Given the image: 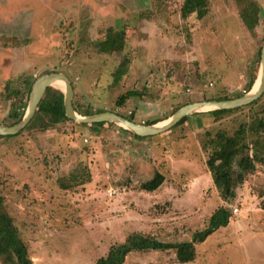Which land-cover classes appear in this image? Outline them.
Listing matches in <instances>:
<instances>
[{
  "label": "rangeland",
  "instance_id": "obj_1",
  "mask_svg": "<svg viewBox=\"0 0 264 264\" xmlns=\"http://www.w3.org/2000/svg\"><path fill=\"white\" fill-rule=\"evenodd\" d=\"M182 1L0 0V93L7 94V84L21 92L7 101L1 96L0 125L21 112L23 81L49 72L69 78L73 101L83 108L132 113L144 124L169 117L186 102L244 95L259 68L264 0H254L260 19L251 32L236 0H209L201 20L182 19ZM107 28L125 32L121 52L97 51ZM118 70L123 74L115 82ZM130 90L144 93L117 108V97ZM193 116L143 140L113 124L94 132L67 121L42 131L44 121L37 118L1 138L0 191L33 263L94 264L131 233L176 243L204 229L223 202L199 140L213 117ZM77 164L88 169L90 180L61 190L59 180ZM156 171L165 177L161 187L140 190ZM226 206L228 225L196 245L194 260L185 264H264V165ZM123 264L181 263L171 250L133 252Z\"/></svg>",
  "mask_w": 264,
  "mask_h": 264
},
{
  "label": "trees",
  "instance_id": "obj_2",
  "mask_svg": "<svg viewBox=\"0 0 264 264\" xmlns=\"http://www.w3.org/2000/svg\"><path fill=\"white\" fill-rule=\"evenodd\" d=\"M238 4L239 19L247 31H253L258 25L260 19V8L254 0H236ZM209 9V0H183L179 8V15L182 19H186L194 15L196 19H203ZM104 41L95 44L99 53L111 54L121 52L124 48L125 32L114 31L107 28L104 31ZM123 74L119 70L116 72L115 82ZM255 77H251L246 86L248 91ZM32 84L31 80H24L25 100L18 102V106L25 110L27 97ZM9 84L6 86L7 94L0 93L5 101L12 96H19L20 91H9ZM72 88L74 89L73 85ZM143 91H148L147 87ZM74 92V91H73ZM144 92L135 90L126 91L124 94L117 97L114 105L123 107L125 103L134 97H141ZM241 95H238V97ZM237 97V96H236ZM263 95L256 101L246 106L226 111H213L210 114L213 117V123L207 127H202L203 132L200 137V148L206 156L205 165L210 173L213 186L223 202L209 217L207 226L195 231L190 240L172 243L169 241H161L156 237L140 232L131 233L119 243L112 244L106 255L100 257L94 264H123L127 256L131 253H145L150 251H174L176 261L181 264L192 262L195 258V246L204 242L211 234L218 229L228 225L231 216L230 209L226 204H230L236 196V188L242 185L245 178L256 172L258 165H264V102ZM229 96L215 97L212 100H227ZM186 102L177 106L173 113L183 105L189 104ZM74 110L83 116L93 115L103 112V110H92L89 106L83 108L76 101L72 100ZM10 114L11 123L5 124L11 126L16 124L23 116L24 111ZM115 112V111H111ZM172 113V114H173ZM121 115L120 113H117ZM129 120L134 121V114L129 116L121 115ZM194 116L186 117L181 120L170 131L179 126H183ZM196 117H199L196 115ZM37 118L42 119L40 130H47L58 124L70 121L64 115L63 94L54 88H48L42 100L38 105V109L26 126ZM167 118V117H164ZM160 121V120H159ZM158 122L145 123L147 125ZM231 122V125L225 126L224 123ZM112 124L93 123L91 125L82 124L83 127H89L96 132ZM24 128V129H26ZM126 133V132H125ZM135 140H143L145 138L129 134ZM13 136L0 137L10 138ZM151 138V137H147ZM67 179V180H66ZM66 180V182H65ZM90 180V173L82 164H77L67 178L59 180V188L61 190H69L82 186ZM165 177L162 173L156 171L154 175L139 184V189L145 192H154L164 183ZM0 263L1 264H34L28 255V248L21 237V234L15 225L13 217L9 214L5 207V198L0 191Z\"/></svg>",
  "mask_w": 264,
  "mask_h": 264
},
{
  "label": "water",
  "instance_id": "obj_3",
  "mask_svg": "<svg viewBox=\"0 0 264 264\" xmlns=\"http://www.w3.org/2000/svg\"><path fill=\"white\" fill-rule=\"evenodd\" d=\"M55 83H59L62 87H55ZM48 88H54L63 94L64 115L68 120L76 124H113L132 135L142 138L152 137L169 132L186 117L207 114L213 111L233 110L258 100L264 94V44L260 50V63L257 74L250 89L244 95L227 100H203L192 102L181 106L169 117L150 125L129 120L110 111L88 116L80 115L74 110L72 105L74 92L69 78L62 72L44 73L35 78L32 82L26 108L21 119L11 126L0 125V137L15 136L30 123Z\"/></svg>",
  "mask_w": 264,
  "mask_h": 264
},
{
  "label": "built area",
  "instance_id": "obj_4",
  "mask_svg": "<svg viewBox=\"0 0 264 264\" xmlns=\"http://www.w3.org/2000/svg\"><path fill=\"white\" fill-rule=\"evenodd\" d=\"M232 213H233L234 215H236V214L238 213V209H237V208H233V209H232Z\"/></svg>",
  "mask_w": 264,
  "mask_h": 264
},
{
  "label": "bare ground",
  "instance_id": "obj_5",
  "mask_svg": "<svg viewBox=\"0 0 264 264\" xmlns=\"http://www.w3.org/2000/svg\"><path fill=\"white\" fill-rule=\"evenodd\" d=\"M54 86H55V87H59V88L62 87L59 83H55Z\"/></svg>",
  "mask_w": 264,
  "mask_h": 264
},
{
  "label": "crops",
  "instance_id": "obj_6",
  "mask_svg": "<svg viewBox=\"0 0 264 264\" xmlns=\"http://www.w3.org/2000/svg\"><path fill=\"white\" fill-rule=\"evenodd\" d=\"M209 173V172H208ZM210 174V173H209ZM212 180V179H211ZM213 183V182H212ZM215 188V187H214Z\"/></svg>",
  "mask_w": 264,
  "mask_h": 264
}]
</instances>
